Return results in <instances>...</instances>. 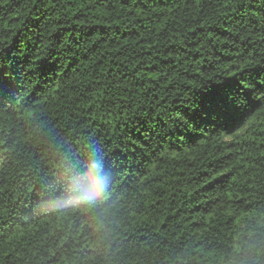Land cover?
Segmentation results:
<instances>
[{
	"label": "trees",
	"instance_id": "obj_1",
	"mask_svg": "<svg viewBox=\"0 0 264 264\" xmlns=\"http://www.w3.org/2000/svg\"><path fill=\"white\" fill-rule=\"evenodd\" d=\"M0 264H264V0H0Z\"/></svg>",
	"mask_w": 264,
	"mask_h": 264
}]
</instances>
